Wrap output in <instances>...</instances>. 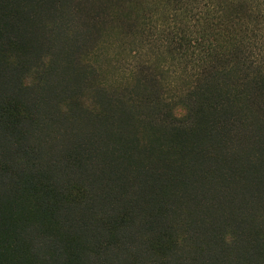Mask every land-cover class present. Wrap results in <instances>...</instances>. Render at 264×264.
<instances>
[{
    "label": "trees",
    "instance_id": "16d2710c",
    "mask_svg": "<svg viewBox=\"0 0 264 264\" xmlns=\"http://www.w3.org/2000/svg\"><path fill=\"white\" fill-rule=\"evenodd\" d=\"M0 264H264V0H0Z\"/></svg>",
    "mask_w": 264,
    "mask_h": 264
}]
</instances>
